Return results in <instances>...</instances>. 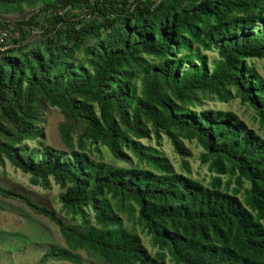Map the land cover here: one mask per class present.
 <instances>
[{"label":"trees","instance_id":"16d2710c","mask_svg":"<svg viewBox=\"0 0 264 264\" xmlns=\"http://www.w3.org/2000/svg\"><path fill=\"white\" fill-rule=\"evenodd\" d=\"M253 58L264 60V0H0V167L62 190L56 210L0 184L57 226L60 243L35 264H264ZM234 98L261 134L233 111L196 109ZM49 108L62 114L61 148L44 141ZM162 135L184 172L157 148ZM151 136L157 146L141 141ZM184 140L201 147L206 184L189 175ZM99 145L113 162L92 156Z\"/></svg>","mask_w":264,"mask_h":264},{"label":"rangeland","instance_id":"374dc122","mask_svg":"<svg viewBox=\"0 0 264 264\" xmlns=\"http://www.w3.org/2000/svg\"><path fill=\"white\" fill-rule=\"evenodd\" d=\"M20 16L8 15L5 20L14 21ZM12 36V33L9 34ZM35 37L34 39H37ZM204 53L209 57L216 55L215 51L206 50ZM255 69L264 76V60L253 58L249 60ZM206 108L214 110L233 111L240 119H242L247 127L255 129L259 134L262 129L259 128L255 118L253 109L247 104H242L237 98L231 99L228 102H221L218 100H205L202 106H197L196 109ZM62 119V114L55 108H49L46 111L42 127L44 133L45 143L61 148L59 140L57 125ZM141 141L145 144L157 146L155 140L151 138H142ZM33 145V142H28ZM184 145L190 150V155L185 159L189 166V175L201 180L204 184L207 183L210 177V172L206 164H201L199 160V152L201 147L194 142L184 140ZM161 150L162 155L165 156L171 163L175 171H180L181 158L174 152L170 141L161 136L160 145L157 146ZM92 156L96 160H103L106 162H113L109 151L99 145V152L92 147ZM130 157V156H129ZM131 161H133L131 159ZM117 165L124 164L122 161H116ZM3 176L0 179V184L10 186L22 190L32 195L39 200H46L56 210H60V202L58 195L62 191L59 186L51 182L49 189H43L39 186L30 183L29 175L22 172L20 169L13 167L8 162H5L3 167ZM180 172H184L181 170ZM46 195V197L44 196ZM50 199L51 201L49 202ZM90 212V211H89ZM91 220H93L90 212ZM123 222L130 226V221L123 215ZM139 232V230H138ZM140 233L141 240L145 246L154 252L156 248L150 245L148 236ZM60 243L59 232L57 226L46 219L44 216L34 213L25 204L16 199L4 198L0 196V264H35L41 253L50 244Z\"/></svg>","mask_w":264,"mask_h":264},{"label":"built area","instance_id":"2783aa9c","mask_svg":"<svg viewBox=\"0 0 264 264\" xmlns=\"http://www.w3.org/2000/svg\"><path fill=\"white\" fill-rule=\"evenodd\" d=\"M2 34H3V35H6V33H5V32H3Z\"/></svg>","mask_w":264,"mask_h":264}]
</instances>
